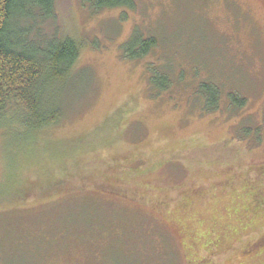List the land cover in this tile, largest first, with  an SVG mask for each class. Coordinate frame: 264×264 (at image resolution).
<instances>
[{
  "label": "rangeland",
  "instance_id": "374dc122",
  "mask_svg": "<svg viewBox=\"0 0 264 264\" xmlns=\"http://www.w3.org/2000/svg\"><path fill=\"white\" fill-rule=\"evenodd\" d=\"M135 2L55 0L81 52L59 124L0 129V264H264V0ZM135 32L158 45L129 60Z\"/></svg>",
  "mask_w": 264,
  "mask_h": 264
},
{
  "label": "trees",
  "instance_id": "16d2710c",
  "mask_svg": "<svg viewBox=\"0 0 264 264\" xmlns=\"http://www.w3.org/2000/svg\"><path fill=\"white\" fill-rule=\"evenodd\" d=\"M95 12L105 9H135V0H83ZM55 0H0V129L15 121L24 127L21 137L60 123L65 103L56 100L55 90L65 85L76 70L81 43L70 37L50 36L45 24L53 18ZM158 45L155 37L133 33L121 46L129 60L148 56ZM149 65L151 85L165 90L172 84L168 66ZM205 86L203 87V89ZM206 108L215 111L216 93L208 87ZM243 106L232 98L230 108ZM264 167V166H263ZM258 248L264 242H258Z\"/></svg>",
  "mask_w": 264,
  "mask_h": 264
},
{
  "label": "flooded vegetation",
  "instance_id": "af4514ba",
  "mask_svg": "<svg viewBox=\"0 0 264 264\" xmlns=\"http://www.w3.org/2000/svg\"><path fill=\"white\" fill-rule=\"evenodd\" d=\"M255 248H258V247H257V244L255 245Z\"/></svg>",
  "mask_w": 264,
  "mask_h": 264
}]
</instances>
